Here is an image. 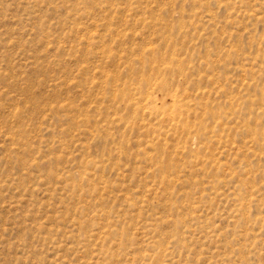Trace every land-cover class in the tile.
<instances>
[{"label":"rangeland","instance_id":"1","mask_svg":"<svg viewBox=\"0 0 264 264\" xmlns=\"http://www.w3.org/2000/svg\"><path fill=\"white\" fill-rule=\"evenodd\" d=\"M0 264H264V0H0Z\"/></svg>","mask_w":264,"mask_h":264}]
</instances>
